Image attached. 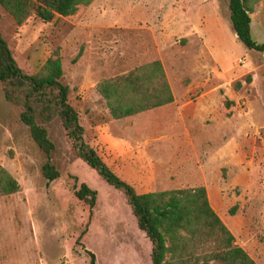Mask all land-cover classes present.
I'll use <instances>...</instances> for the list:
<instances>
[{
  "label": "rangeland",
  "instance_id": "1",
  "mask_svg": "<svg viewBox=\"0 0 264 264\" xmlns=\"http://www.w3.org/2000/svg\"><path fill=\"white\" fill-rule=\"evenodd\" d=\"M251 18L263 43L264 0ZM0 30L27 73L61 57L86 140L119 176L139 193L204 186L235 243L264 264V53L238 39L229 0H93L22 25L0 5ZM157 59L174 101L113 118L99 81ZM20 111L0 83V164L21 186L0 195V264H88L87 250L97 264H152L123 193L75 155L59 121L50 132L61 175L49 181ZM82 182L98 192L89 226L74 196Z\"/></svg>",
  "mask_w": 264,
  "mask_h": 264
},
{
  "label": "trees",
  "instance_id": "2",
  "mask_svg": "<svg viewBox=\"0 0 264 264\" xmlns=\"http://www.w3.org/2000/svg\"><path fill=\"white\" fill-rule=\"evenodd\" d=\"M260 1L229 0V11L238 39L248 49L264 53V42L258 43L252 34L251 13ZM92 2L0 0V5L17 25H22L33 15L46 22L70 16L77 13L81 5ZM63 76L60 56L48 58L36 73L25 72L0 30V83L6 100L20 108L21 121L46 156L42 173L49 181L61 175L53 162L57 145L50 132L52 123L59 121L72 141L75 155L125 196L139 228L152 243V264H258L235 243L234 234L212 207L204 186L139 193L119 176L86 140L85 127L79 112L70 103V87L63 82ZM97 90L115 119L150 111L175 99L159 59L103 78ZM20 188L18 180L0 164V195L16 193ZM97 195V190L85 182L75 185V198L88 209L87 226L94 215ZM87 253L90 255L88 264H97L95 254L89 250Z\"/></svg>",
  "mask_w": 264,
  "mask_h": 264
}]
</instances>
